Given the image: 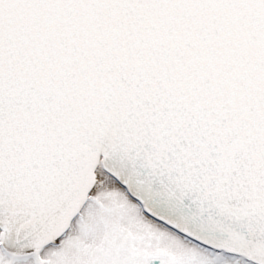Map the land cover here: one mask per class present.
<instances>
[{
  "label": "snow or ice",
  "instance_id": "obj_1",
  "mask_svg": "<svg viewBox=\"0 0 264 264\" xmlns=\"http://www.w3.org/2000/svg\"><path fill=\"white\" fill-rule=\"evenodd\" d=\"M0 264H264V0H0Z\"/></svg>",
  "mask_w": 264,
  "mask_h": 264
}]
</instances>
